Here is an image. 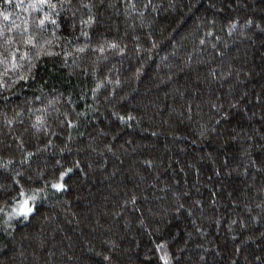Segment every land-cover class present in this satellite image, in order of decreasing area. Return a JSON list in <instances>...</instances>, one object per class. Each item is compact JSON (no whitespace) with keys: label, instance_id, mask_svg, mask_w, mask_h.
Masks as SVG:
<instances>
[{"label":"trees","instance_id":"trees-1","mask_svg":"<svg viewBox=\"0 0 264 264\" xmlns=\"http://www.w3.org/2000/svg\"><path fill=\"white\" fill-rule=\"evenodd\" d=\"M0 264H264V0H0Z\"/></svg>","mask_w":264,"mask_h":264},{"label":"snow or ice","instance_id":"snow-or-ice-1","mask_svg":"<svg viewBox=\"0 0 264 264\" xmlns=\"http://www.w3.org/2000/svg\"><path fill=\"white\" fill-rule=\"evenodd\" d=\"M54 186H58V185H54ZM32 209L30 207H28V202L27 201H24V204H23V211L25 213L27 212H30Z\"/></svg>","mask_w":264,"mask_h":264}]
</instances>
